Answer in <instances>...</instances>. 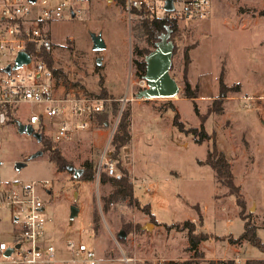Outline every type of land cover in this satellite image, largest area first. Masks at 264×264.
Here are the masks:
<instances>
[{
  "label": "rangeland",
  "instance_id": "374dc122",
  "mask_svg": "<svg viewBox=\"0 0 264 264\" xmlns=\"http://www.w3.org/2000/svg\"><path fill=\"white\" fill-rule=\"evenodd\" d=\"M81 4L80 16L50 23L52 66L60 70L55 74L56 85L78 96L110 98L107 103L128 96L124 107L132 111V138L123 150L113 147L120 117L114 114L107 125L93 116L89 129L67 139H55L58 117H45L42 131L49 138L46 142L70 161L68 165L78 168H84L87 160L98 162L110 140V149L117 150L115 156L130 171L134 194L132 198L112 196L113 181L100 179L97 173L90 180L81 179L82 174L75 177L68 166L58 167L49 159L43 141L19 130V122L28 124L30 114L43 113L44 107L31 102L16 106L9 121H0V188L50 180L51 196L43 195L45 213L51 217L47 240L56 246L54 264H74L68 240L94 247L101 264H118L123 252L136 264L185 260L188 264H219L229 258L222 255H231L222 240L239 237L244 230L242 209L256 223L264 243V0H212L207 17L176 19L179 27L170 71L180 91L172 98L139 96L145 87L137 60L144 57L140 50L153 48L138 27L139 21L130 25L115 0H82ZM93 33L102 34L106 48H93ZM187 46L193 47L185 72ZM186 78L197 97L184 96ZM221 80L229 89L219 101ZM219 104L223 106L220 113L213 109ZM176 111L186 126L203 124L211 138L198 141L180 131L173 123ZM214 139L231 162L244 208L228 186L218 181L211 166L199 163ZM38 150L43 153L32 157ZM18 161L25 162L20 169L16 168ZM74 203L80 210L71 219ZM146 203L154 216L146 213ZM187 219L210 236L200 242V255L187 249V229L169 227ZM121 231L124 238L119 237ZM243 256L264 258V250L250 243ZM235 260L247 264L242 257Z\"/></svg>",
  "mask_w": 264,
  "mask_h": 264
},
{
  "label": "built area",
  "instance_id": "2783aa9c",
  "mask_svg": "<svg viewBox=\"0 0 264 264\" xmlns=\"http://www.w3.org/2000/svg\"><path fill=\"white\" fill-rule=\"evenodd\" d=\"M115 2L124 8L131 25L146 16L205 18L210 13L212 0H173L172 10L166 8L167 0ZM81 3L82 0H0L1 122L12 118L16 106L28 102L40 104L44 107L43 113L32 112L29 124L41 132L45 117H58L55 138L58 141L72 137L79 130L89 129L93 113L105 108L110 98L78 96L73 92L60 91L56 85L54 67L44 57V52H52L54 48L50 23L80 16ZM20 51L28 52L31 61L13 68ZM8 66H11L10 71L7 70ZM141 85H148L144 76ZM128 99V96L120 98L123 101L121 111ZM37 123L41 124L39 128L35 126ZM109 146L110 140L100 153L98 176L102 170L117 173V160L111 155ZM50 183L49 179H41L0 188V264L56 262V246L46 236L51 217L45 213L43 192L51 195ZM66 245L71 249L74 264H101L96 249L88 243L68 240ZM132 261L123 252L118 264H131Z\"/></svg>",
  "mask_w": 264,
  "mask_h": 264
},
{
  "label": "trees",
  "instance_id": "16d2710c",
  "mask_svg": "<svg viewBox=\"0 0 264 264\" xmlns=\"http://www.w3.org/2000/svg\"><path fill=\"white\" fill-rule=\"evenodd\" d=\"M138 27H140L142 33L146 36V39L151 43L154 47L156 46L157 42L163 38L164 34H169V39L174 41V50L173 54L176 49L175 45V33L178 31V23L176 19L170 18L168 16L163 17H152L146 16L143 20H139L137 22ZM193 46H187L184 51V71L187 72L191 58L189 55V50ZM151 49L145 48L140 50V53L144 54V57L141 60H137V65L139 70L141 71V75L144 76L146 71V59L145 56L147 53L150 52ZM51 52H44V57L47 60L48 64L52 66L53 58L50 55ZM60 70L54 68V74H59ZM229 87L225 84L223 80H221L220 86V97L216 100H221L223 96L226 95ZM104 94H107L105 89H102ZM184 96L189 98H195L198 96V92L191 88L190 81L186 78L185 80V87H184ZM218 102V101H217ZM107 105L101 111H96L93 113L95 119L98 122H101L103 125H107L109 123V116L110 114H114L115 116L119 117V121L116 127V130L113 134V138L111 140V144L113 147L117 148L118 150H123V148L129 145L132 134H131V108L124 107L121 111V100L118 98H112L111 102L106 103ZM216 112L220 113L223 111V106L219 104L213 108ZM121 112V113H120ZM174 125L180 130L187 134H192L193 136L198 138V141H203L204 139H210L211 133H209L204 125L202 124L201 127L197 126H186L185 122L180 118L179 112H175L173 118ZM42 133V141L46 144L44 147L45 151L50 152L49 159L53 161L58 167H67L70 161L63 155L58 149L52 148L49 145V142H46V139L49 140L46 134L41 131ZM51 139V138H50ZM111 149V155L118 161L117 167L118 172L116 174H110L107 170H102L100 173V179L103 178L104 180H110L114 182V191L112 196H118L121 198H132L134 194V185L131 180L130 171L127 167L122 166L120 161L118 160L117 150ZM200 164H208L214 170L215 175L221 183L225 184L229 188V192L232 195H235L239 205L242 208L245 207V202L240 196V185L237 184L235 175L232 171V166L230 160L227 158L226 154L219 150L214 139L211 147L208 149L207 156L204 160H199ZM97 166L98 162L87 160L83 167L84 172L81 175V179L90 180L95 177L97 173ZM147 207L146 213L154 214L151 211V206L149 203H146L144 208ZM242 218L245 219L244 230L239 237H230L231 242H239L240 240H247L252 245L257 246L261 250H264V243L262 242L260 236L257 234V225L254 223L247 215L244 214V210H241ZM96 218V215H95ZM199 220L201 225L204 223L203 217L199 212ZM181 225V229L188 230V240L189 246L187 247L188 250L193 251L196 255L202 254L199 250L200 242L204 240H208L210 238L209 234L205 231H198L197 230V223L193 220H185L182 223L177 222L175 224H169V227H179ZM120 238H124L125 236H120ZM189 261L185 260L183 262H176L174 264H188ZM219 264H237L235 258H228V259H221L219 260ZM247 264H264V258H251L247 260Z\"/></svg>",
  "mask_w": 264,
  "mask_h": 264
},
{
  "label": "water",
  "instance_id": "95a60500",
  "mask_svg": "<svg viewBox=\"0 0 264 264\" xmlns=\"http://www.w3.org/2000/svg\"><path fill=\"white\" fill-rule=\"evenodd\" d=\"M166 8L168 10L173 9V0H167ZM93 48L95 50H103L106 48V42L102 37V34L93 33ZM174 42L169 39V34H164L163 38L157 42L149 53L146 54V71L144 77L147 80L148 86L145 87L139 94L140 97H157V98H172L178 96L180 91V84L176 78L171 74V64L173 58ZM31 57L28 52L20 51L13 68L21 67L25 63H29ZM98 64H101V59L98 58ZM11 66L7 67L10 71ZM115 128V127H114ZM19 130L23 133H27L35 136L38 141H42V133L36 131L32 124H24L19 122ZM42 150L36 151L32 157H36L42 154ZM25 162L18 161L16 168L20 169ZM69 169H73L74 176L79 177L84 168L73 167L68 165ZM79 207L74 203L71 206V219H73L79 212ZM152 224L149 223L146 226L149 227ZM120 236H125V232L121 231Z\"/></svg>",
  "mask_w": 264,
  "mask_h": 264
},
{
  "label": "crops",
  "instance_id": "0c3cea01",
  "mask_svg": "<svg viewBox=\"0 0 264 264\" xmlns=\"http://www.w3.org/2000/svg\"><path fill=\"white\" fill-rule=\"evenodd\" d=\"M234 238H235V236H234ZM222 241H225L226 242L225 249L227 251H231V255H226V253H225L224 255H222V257H229V258L242 257L245 260L251 259V258H249L247 256H243V251L246 249V246H248L250 244V243H247L248 242L247 240L243 239V240H240L239 242H231L230 239L227 238L226 240H222ZM202 242H206V241L204 240ZM213 242H216V241H213ZM243 243H247L248 245L247 244L246 245H243ZM203 248L204 247H202V250H204ZM215 257H217V256H215ZM215 257H213V258H215ZM246 263H247V261H246Z\"/></svg>",
  "mask_w": 264,
  "mask_h": 264
}]
</instances>
